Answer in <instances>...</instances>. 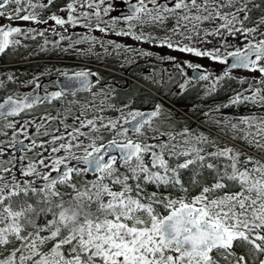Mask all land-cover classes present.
Returning <instances> with one entry per match:
<instances>
[{
	"label": "snow or ice",
	"instance_id": "snow-or-ice-1",
	"mask_svg": "<svg viewBox=\"0 0 264 264\" xmlns=\"http://www.w3.org/2000/svg\"><path fill=\"white\" fill-rule=\"evenodd\" d=\"M121 2L113 16L114 0H0V19L47 26L0 25V54L51 31L41 51L154 55L107 39L129 37L220 66L157 54L186 77L181 90L241 88L204 113L205 132L178 127L162 102L116 107L91 69L60 72L57 91L0 79V264H264V0ZM80 93L92 99H66ZM221 108L247 112L213 118Z\"/></svg>",
	"mask_w": 264,
	"mask_h": 264
},
{
	"label": "flooded vegetation",
	"instance_id": "flooded-vegetation-1",
	"mask_svg": "<svg viewBox=\"0 0 264 264\" xmlns=\"http://www.w3.org/2000/svg\"><path fill=\"white\" fill-rule=\"evenodd\" d=\"M117 2L119 13L127 11L126 6L119 0ZM121 6H120V5ZM162 34V33H161ZM115 40L117 43L131 45L137 49L151 51L154 53L151 57H143L140 55H131L128 53H121L116 55L114 52L111 55H106L102 51L99 56L77 57L74 50L68 52L56 50L50 54V60L35 61L41 67L47 69L51 67L53 71L52 83L48 87V91H57L61 87L59 73L62 71L91 69L93 72L99 74V84L93 88V92H98L101 88L104 92L111 96V104L120 107L124 104L131 103L133 108L140 109L141 106V92H143V103L150 110L156 103L162 102L164 105L175 104L181 109V115L187 116L191 122L185 124L190 126L193 131L198 126V120H206L204 113L210 108H216V93L210 96L205 95V85L207 82H200L199 84H192L186 90H181L179 84L183 83L186 77L181 76L174 68V65L167 60L157 59L159 56H174L178 60H193L194 62L203 64L205 67L212 69L216 68L209 60H197L188 54L171 51L167 48H160L151 44H140L133 41L129 37L109 38ZM109 52L112 49L109 48ZM32 53L26 55L25 58H30ZM34 62H27L31 64ZM23 66V65H20ZM188 75L191 76V70H187ZM97 77H95V80ZM39 93H44L40 91ZM67 100H78L81 104L92 99L90 93H80L76 97L68 96ZM102 99L97 96V103ZM44 106H42L43 108ZM59 108L62 105H55ZM52 111L53 108H49ZM167 111L168 108L165 107ZM108 115L115 116L116 113L109 112ZM195 123H193V122ZM207 121V120H206ZM71 123V120L68 121ZM200 124V123H199Z\"/></svg>",
	"mask_w": 264,
	"mask_h": 264
},
{
	"label": "trees",
	"instance_id": "trees-1",
	"mask_svg": "<svg viewBox=\"0 0 264 264\" xmlns=\"http://www.w3.org/2000/svg\"><path fill=\"white\" fill-rule=\"evenodd\" d=\"M65 0H57V4L59 7H62L64 4ZM259 2V0H257ZM52 12H56L59 14L57 8H52ZM49 13H45V16L48 15ZM261 13L259 11H254L253 16L258 17ZM39 42L37 40H23V43L21 46L15 48V49H8L5 51V53L0 55V72L2 73L3 76H8V75H13L16 79L15 82H8V87L10 89V92L16 91L17 87L19 85L28 82L29 80H32L34 77H42L44 75V72L47 70L44 67H41L37 64L35 61H43V60H50V54L54 53L56 50L50 53H45V52H37L35 53L36 49H38ZM32 53V56L30 58H25L26 55H29ZM27 62H34L31 64H26ZM24 63L23 66H20L18 64ZM238 76V75H237ZM241 86L233 81L231 82L230 86L225 85L222 88H219L218 91L216 92V105H222L227 102L229 96L233 95L234 90H240ZM4 94V93H3ZM2 94V95H3ZM141 110L149 109L146 107L145 103H143V92H141ZM177 109L181 111V109L173 104ZM168 109H171V118L175 122V124L182 128L186 124V122L191 123L186 116L181 115L177 110L174 108L165 105ZM223 111H226V115H233V114H244L247 112V109L243 108H222ZM178 115V117H177ZM198 122L202 125L197 126L194 131H200L203 130L205 132H208L211 130V126L206 120H198ZM214 135H219L218 133H213ZM222 140H227V137L221 136L220 137ZM231 143V141H228Z\"/></svg>",
	"mask_w": 264,
	"mask_h": 264
},
{
	"label": "rangeland",
	"instance_id": "rangeland-1",
	"mask_svg": "<svg viewBox=\"0 0 264 264\" xmlns=\"http://www.w3.org/2000/svg\"><path fill=\"white\" fill-rule=\"evenodd\" d=\"M121 1V0H119ZM115 4V11L111 13V15L115 16L117 14H119V10H118V4L117 2L114 3ZM120 5V4H119ZM125 5V4H124ZM121 6V5H120ZM126 6V5H125ZM59 15H63V13H59ZM50 24L52 23L51 21L49 22ZM8 24H11L12 26H21V27H38V28H46L47 26L45 25H35V24H30V23H27V22H23V21H8L7 19H0V25H8ZM58 31H62L60 29H57ZM72 31H76L78 33H83L85 30L84 29H69V32H72ZM95 35L97 36H101L102 34L99 33V32H96ZM114 35H109L107 37V39L109 38H113ZM48 39L49 41H53V40H57L58 37L56 36H53L51 31H48L46 32V35L44 38H40V37H37V42H39V46L38 49H36L35 53L37 52H45L46 54L47 53H50V52H53L54 50H60L62 51L63 48H65L67 46V43L68 42H63L60 44L59 47H56V48H53V46L51 44L47 45V50L45 51H41V45L43 44V39ZM76 37H73V39H75ZM28 41H32L31 39H27ZM79 47L81 48H86L87 45H80ZM72 50V49H70ZM96 51H102V49H100L98 46L96 48ZM220 66L216 65V68H219ZM52 68L51 67H47V70L44 72V75L42 77H40V83L42 85H47V87H49L52 83V76H53V71L51 70ZM234 75H238V76H248L249 74L247 72H242V71H234ZM6 77L7 76H3L2 73L0 72V79H3L5 80V89L6 91L10 92V89L8 87V81L6 80ZM27 82L19 85V87H17L16 91L19 92L20 94H24V93H27L29 91H32V86H28V87H24V85L26 84ZM39 92L40 91H43V88H41L40 90H38ZM4 92L3 91H0V95H2ZM218 106V104L216 105V107ZM41 111L43 110V108L40 109ZM50 111H52L51 109H48ZM210 110H213V109H209L207 112H209ZM225 114L226 115V111H223V109L221 108V111L220 113H213V118H222L221 117V114ZM178 117V115H177ZM193 122V121H192ZM195 123V122H193ZM198 123H196L197 125ZM200 126V124H198ZM53 127H55V125H53Z\"/></svg>",
	"mask_w": 264,
	"mask_h": 264
},
{
	"label": "water",
	"instance_id": "water-1",
	"mask_svg": "<svg viewBox=\"0 0 264 264\" xmlns=\"http://www.w3.org/2000/svg\"><path fill=\"white\" fill-rule=\"evenodd\" d=\"M126 9H127V7H126ZM0 55H1V54H0ZM234 71H244V72H245V70H234ZM91 79H92L93 82L95 83V81H96V80H95V77H92ZM64 80H65V78H64V77H61V79H60L61 86L63 85ZM39 94L44 95L45 93H39Z\"/></svg>",
	"mask_w": 264,
	"mask_h": 264
}]
</instances>
